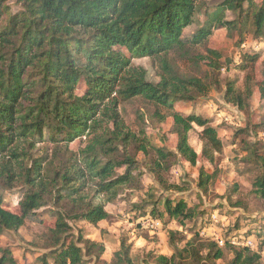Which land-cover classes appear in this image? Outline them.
Segmentation results:
<instances>
[{
	"label": "trees",
	"instance_id": "1",
	"mask_svg": "<svg viewBox=\"0 0 264 264\" xmlns=\"http://www.w3.org/2000/svg\"><path fill=\"white\" fill-rule=\"evenodd\" d=\"M7 2L0 0V178L8 179L11 185L13 177L22 175L31 187L18 202V212L7 210L0 195V235H18L26 221L43 222L48 215L56 218L49 229L55 246L48 253L50 264H84L85 255L93 252L99 260L104 253L103 244L85 240L81 234L74 241L67 220L96 225L110 217L104 203L85 199L87 189L102 194L104 202H111L125 188H142V162L129 155L118 158L120 145L138 141L144 155L150 146L154 159L143 162V167L160 190L182 193L189 185L172 183L168 176L180 159L191 166L197 163L189 132L194 126L201 129V157L211 163L214 154L222 152L223 143L212 117L184 113L180 105L194 104L205 97L220 85L221 69L232 67L247 74L243 88H237L235 80L226 81L225 101L250 115L255 88L264 100V60L259 78L255 77V64L264 45L252 47L256 39L264 38V0H14L15 6ZM193 25L196 31L185 37L184 30ZM218 29L236 36L230 57L208 49L205 78L179 74L170 55L188 57L192 46L205 43ZM247 36L251 44L242 48ZM142 57L159 63L157 82L148 79L144 67L133 64ZM136 97L171 111L169 132L176 137L174 149L166 146L167 134L161 136L162 146H155L126 128L118 104ZM238 125L234 137L249 136L257 128L264 129V120ZM82 138L85 145L78 155L61 162L53 175L43 170L46 159L32 158L19 146L21 141L33 146L46 140L69 144ZM243 145V161L257 166L253 185L263 195L264 151L258 142ZM25 159H30L31 166H23ZM214 177V172L200 166L196 187L205 190ZM162 197V204L155 199L135 207L131 219L136 225L147 214L160 220L161 227V219L165 225L174 221L180 228L197 220L202 227L207 224L202 221L206 211L195 210L184 197ZM48 198L56 205L66 201L76 211L40 212ZM176 229L166 232L171 254L150 252L142 264H217L225 248L232 254L228 264H260L264 245L254 249L229 244L225 239L222 247L216 239L203 237L201 227L192 228L186 240L185 234ZM227 235L239 234L233 226L222 237ZM183 240L184 244L178 246ZM114 259L117 264H133L129 244L123 238ZM41 261L48 264L46 256ZM0 264H17L9 246L0 247Z\"/></svg>",
	"mask_w": 264,
	"mask_h": 264
},
{
	"label": "rangeland",
	"instance_id": "2",
	"mask_svg": "<svg viewBox=\"0 0 264 264\" xmlns=\"http://www.w3.org/2000/svg\"><path fill=\"white\" fill-rule=\"evenodd\" d=\"M7 1V3L15 6L14 0ZM230 16V13L227 12V19L231 18ZM199 18L202 21V13H200ZM196 29L195 25L186 28L184 36H191ZM247 38L246 43L249 45L251 44V38L250 36H247ZM235 42L236 36L232 32L225 29L215 30L205 43L192 46L188 57L179 58L170 55L171 64L183 76L205 78L208 72L205 64L206 59H204L207 56V50H217L228 58L235 48ZM253 44L255 45V43ZM257 44L258 47L262 46L264 38L256 39ZM263 60L264 52L261 53L255 64L256 78H259ZM133 64L144 67L147 70L149 80L153 82L159 80L161 69L159 63L154 59L142 57L133 60ZM246 74L245 71L234 67L223 68L219 74L220 85L218 87L211 88L205 97H199L194 103L195 106L189 102L180 105L179 109L184 113L195 112L212 117V125L219 129V136L223 143L222 152L215 153L214 160L211 163L201 157L202 142L199 138L201 129L194 126L189 132V144L198 154L197 163L191 166L187 161L180 159L178 164L172 167L168 176V180L172 183L185 182L188 184V190L179 193L175 190L164 192L159 189L152 174L142 165L143 162H150L154 159V152L150 146L147 155L141 152L139 143L135 140H130L125 146H119L117 150L118 158L129 155L136 158L138 162H142L140 165V184L142 188L138 191L125 188L111 202H104L102 194L96 195L93 190H86L85 199L104 203L110 217L107 220L98 222L96 225H91L83 220H67L71 225L70 237L74 241L81 234L85 240L104 245V253L99 260L95 259V254L91 252L84 256V264H117L114 253L119 249L122 238L126 241V244H129V256L133 264H142L148 258L150 252L170 255L171 251L168 249L166 232L169 229L174 230L176 228L185 234L184 240L192 235L194 231L192 228L196 230L200 227L202 228L201 234L203 237L216 239L217 236L224 234L227 228L230 232L234 226L239 235L254 237V249L264 245V194H260L253 185L258 173L257 166L243 161L245 156L243 144L245 142H258L260 150L264 151V129L257 128V131L249 136L234 137L233 135L237 124L243 126L248 121L258 124L261 119L264 120V100L260 99L255 88L250 99L251 114L248 115L238 111L227 103L224 98L226 81L235 80L236 87L243 88V80ZM118 111L126 128L130 129L139 138L146 137L150 145L162 146L161 136L167 134L166 146L168 149H174L176 137L169 132L172 126L170 110L155 106L140 97H136L126 101L120 100ZM84 145L85 138L69 144L53 143L48 140L37 142L33 146L25 141H21L19 144L32 158L41 157L46 159L43 162V170L49 175H53V170L59 168L60 163L69 156H77L79 148ZM14 166L18 170L16 163ZM23 166H31L30 159H25ZM200 166H204L210 173L214 172L215 176L205 190L196 187ZM13 178L11 185L8 179L0 178V195L3 198V206L7 210L18 212V202L31 186L24 181L22 175ZM172 194L173 196L184 197L189 206L194 207L195 210H205L206 214L202 221L207 222V224L202 227L201 222L197 220L194 225L180 228L174 221L165 225L164 219H161L162 227L160 225L159 228L151 230L136 225V221L131 219L136 213V206L144 205L148 200L155 199H159L160 204H162V196ZM150 195L151 198H149ZM68 208L66 201L56 205L52 198H48L45 207L39 211L49 210L53 213H62ZM149 209L150 207L146 208V210ZM70 210V213L76 211L75 209ZM214 218H216V221H214ZM55 220L56 218L48 215L43 222L26 221L19 229L18 235H0V247L9 246L17 260V264H42L41 258L43 256H46V260L50 264L51 259L48 257V253L55 246L49 229L53 226ZM229 236L227 235L224 240L228 241ZM184 240L179 242L178 246H182ZM228 243L231 244L229 241ZM81 246L83 247V245ZM224 254L223 259L218 260L217 264H228L232 254L227 248L224 249ZM261 255L260 264H264V246Z\"/></svg>",
	"mask_w": 264,
	"mask_h": 264
},
{
	"label": "built area",
	"instance_id": "3",
	"mask_svg": "<svg viewBox=\"0 0 264 264\" xmlns=\"http://www.w3.org/2000/svg\"><path fill=\"white\" fill-rule=\"evenodd\" d=\"M253 43H255V45L253 44L252 47L254 49H256L258 47V44L256 45V41L253 42ZM249 45L245 41V42L242 43L241 47L242 48H248ZM225 119L227 120L226 117H225ZM214 221H216V218H214ZM138 223L142 227L148 228V229H151V230H155V229L159 228L160 225H161L160 220L153 218L149 214H147L145 216H141L138 219ZM216 240L218 242V245H220V246H223L224 243H225V240L222 237V235L217 236L216 237ZM228 241L232 245H236V246H247V247H250V248H255V240H254V237H252V236H247V237L241 236V235L229 236Z\"/></svg>",
	"mask_w": 264,
	"mask_h": 264
}]
</instances>
